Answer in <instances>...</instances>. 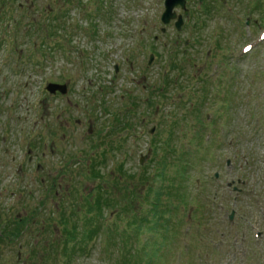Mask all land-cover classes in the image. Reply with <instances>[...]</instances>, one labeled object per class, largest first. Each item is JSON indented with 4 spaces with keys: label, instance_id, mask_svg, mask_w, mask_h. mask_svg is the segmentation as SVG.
<instances>
[{
    "label": "rangeland",
    "instance_id": "rangeland-1",
    "mask_svg": "<svg viewBox=\"0 0 264 264\" xmlns=\"http://www.w3.org/2000/svg\"><path fill=\"white\" fill-rule=\"evenodd\" d=\"M165 1L76 0V5L60 0L0 1V132L4 136L0 138V215L4 219L38 216L28 234L16 240L13 247L0 243V263H21L31 250L45 248L51 252L52 245L54 250L58 245L59 253L51 252L47 264L116 263V245L123 246L125 240L118 235L111 240V229L122 233L129 216L124 214L127 219L119 223L111 216L112 207L105 208L107 221L112 217L110 232L105 227L84 252L76 249L66 253L56 202L47 199L42 182L58 176L61 192L67 187L77 191L76 200L71 195L66 206L68 226L77 224L80 237L87 219L80 196L87 194L94 183L78 176L85 167L74 168L73 181L68 175L61 179V171L64 168L69 172L68 161L88 151L100 159L105 147L93 151L90 144L101 143L99 137L105 133L118 149L109 152L103 173L107 176L122 164V184L128 189L141 185L138 180L129 184L128 175L139 177L146 172L152 177L163 158L173 163L176 156L188 152L195 161L187 170L188 178L176 177L177 166L169 165L166 170L174 178L179 196L185 195L187 206L176 210L173 221L182 222H174L178 233L164 230L169 239L179 237L172 250L155 264H264V20L259 30L242 27L247 20V0H227L225 4L222 0H188L191 14L177 32L174 23L164 26L160 21ZM31 2L34 8L27 10ZM57 2L64 8L62 12L57 11ZM20 5L25 7L21 9ZM50 8L55 16L63 13L56 38L48 40L34 30L26 32L24 27L32 20L47 24ZM30 11L33 14H28ZM177 12L183 14L179 8ZM194 23L198 24L196 28ZM220 31L218 39L226 43L223 56L214 50V36ZM196 42L199 47L194 49ZM259 43L262 45L253 53L244 54V47ZM151 54H155V60L149 65ZM222 57L226 61L225 70L220 72L223 75L211 82L214 101H202L203 95L196 92L200 87L185 79L196 71L195 64L199 68L208 58L216 64ZM238 58L241 62L237 66ZM173 62L183 71L171 68ZM178 74L185 75L180 82L183 87L180 83L173 85ZM165 75L172 83L160 95ZM51 82L67 84L68 95L50 96L46 87ZM224 91L231 92L222 99ZM151 97L152 107L147 105ZM223 103L225 110L218 111ZM197 107L202 110L197 115L204 128L196 123L195 113H189ZM217 115L222 120L209 126ZM180 120L184 124L171 126L181 124ZM91 128L95 134L92 140L88 137ZM152 128L156 129L153 134ZM199 130H204L200 150L194 145ZM208 135L210 143L205 138ZM163 140L175 148L176 155L171 149L167 155L163 148H157ZM252 159L254 164L250 163ZM37 164L44 172L37 171ZM238 181L245 183L239 185ZM232 182L241 188L239 195L228 187ZM152 185L160 187L161 180L142 187V195L147 196ZM57 189L60 191V187ZM112 196L116 198L117 191ZM133 201L139 203V196ZM177 201L178 197L174 203ZM70 202L76 214L71 215ZM143 205L145 209L152 207ZM147 242L148 252L154 253L162 236L147 232L133 245L138 250ZM73 244L69 243L68 250Z\"/></svg>",
    "mask_w": 264,
    "mask_h": 264
},
{
    "label": "trees",
    "instance_id": "trees-1",
    "mask_svg": "<svg viewBox=\"0 0 264 264\" xmlns=\"http://www.w3.org/2000/svg\"><path fill=\"white\" fill-rule=\"evenodd\" d=\"M264 0H252L249 1L248 6H253L255 12H259L261 11L263 13L264 11ZM49 22H54L56 24L59 23V17L56 18H52L48 20ZM37 25L35 24V22L31 25V27H36ZM50 27V26H49ZM53 29H56L54 27H50L49 29H47V31L49 33V36L52 38L53 35ZM59 29V28H58ZM39 31L43 32V29H40ZM173 68H176V65H173ZM181 124H178V126H180ZM166 147H165V151L167 152V150L171 149L173 150V155H176L177 151L175 150L174 147L170 146L171 144L166 143ZM198 145V144H196ZM167 149V150H166ZM183 157V158H182ZM174 159V161H176L174 163L175 166H177L178 168H180V171L177 169V173H176V177H181V179L184 178H188V169L192 168V166L195 164V161L193 162L192 160H188L187 158H185V156H176ZM253 161H250L251 164H254V159H252ZM165 163V162H164ZM167 163V161H166ZM168 164V163H167ZM162 173L160 174L162 179H168V175L166 172V169L164 168L163 171H161ZM187 173V174H186ZM93 175H94V179L98 178L99 172L93 170ZM159 176V175H158ZM190 176V175H189ZM191 177V176H190ZM171 184L169 187H167L168 193H170V195H173V192L175 190V188L177 189V186H175V184L170 181ZM118 185V183H117ZM197 185V181L195 180V184ZM118 188L120 190V186L118 185ZM157 197H158V202L160 201L161 197L163 196L164 193H162V191L157 190ZM132 195H135V192L133 191L131 193ZM175 195L178 196V194L175 192ZM104 199L101 198V196L99 198H97L95 200V208L90 205L89 210L87 211V214H91L93 212H96V218L97 219V223L99 224L101 219L104 218V208L105 207H110L112 206V208H115L116 204H118V201L116 203V200L114 197H110L107 194L104 195ZM182 197V202L185 203V195L181 194L180 195ZM116 203V204H115ZM167 210H163L161 209L160 205L157 204L155 206V208L153 209V211L151 212L150 215L143 217L142 219H139L138 216L133 217L132 221L130 222V227L133 231L134 235H140L141 233H143L145 231V229L151 230V231H159L160 228L162 229H169V225H170V220H171V214L170 217H165V213ZM6 217V216H5ZM92 217L89 216V219L87 220V223H85L82 227V236L80 238L81 242L77 247H73L71 250L69 251H73L75 252V250L78 248L79 252H83V248L82 246H84L87 242H89L90 240H92V238L98 233V231L101 230L99 225H93L95 220ZM119 219L122 221V217L119 216ZM68 223L69 220L68 219H64L62 218L61 221L59 222L60 225L64 226L63 230L64 232L67 234V237L70 238L71 240H75L76 239V233L78 232L77 229V224H73V231L68 230ZM29 230V221H27V218H19L17 216H8L6 219H4L3 215H0V243H2L3 245H8V246H12L15 244L16 240L22 239L24 236H26V234H28ZM122 237V240L125 237V233L124 231L122 232V234L120 235ZM165 236V240L168 239V237ZM166 242V241H165ZM124 243V241L122 242ZM163 243H161L162 245ZM116 248L118 249L117 251V258L115 260V264H154L156 262V259L158 255L157 252L153 253L152 255L148 256L147 253V248L144 246H141L140 249L136 250V248L134 247V249H131L124 244L123 246H121L120 244L116 245ZM36 249V246H35ZM56 251V252H54ZM63 251H65L66 253L69 252L68 250L64 249ZM161 251V250H159ZM52 254H58V250L55 248L51 249ZM51 252L50 250H46L45 248L39 250L37 249V252L35 250H31V254L29 255V257L27 258L26 261H22L20 263L16 262V264H47L49 256H51ZM143 258H146V261L143 262ZM0 264H4V263H0ZM5 264H10L8 261H6Z\"/></svg>",
    "mask_w": 264,
    "mask_h": 264
},
{
    "label": "water",
    "instance_id": "water-1",
    "mask_svg": "<svg viewBox=\"0 0 264 264\" xmlns=\"http://www.w3.org/2000/svg\"><path fill=\"white\" fill-rule=\"evenodd\" d=\"M203 2L204 0H200ZM177 6H181L183 10L186 9V0H167L166 1V12L162 16V22H164L166 25L171 22V20H174L177 18L176 13H174V9ZM187 13V12H186ZM183 25L182 17L180 16L178 18V22L176 24L177 29H180ZM153 60V56L151 58V61ZM47 91H49L51 94H56L57 92H60L62 95L67 94V86L66 85H57L54 83H51L47 87Z\"/></svg>",
    "mask_w": 264,
    "mask_h": 264
},
{
    "label": "flooded vegetation",
    "instance_id": "flooded-vegetation-1",
    "mask_svg": "<svg viewBox=\"0 0 264 264\" xmlns=\"http://www.w3.org/2000/svg\"><path fill=\"white\" fill-rule=\"evenodd\" d=\"M32 161V160H31Z\"/></svg>",
    "mask_w": 264,
    "mask_h": 264
}]
</instances>
